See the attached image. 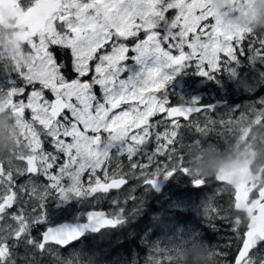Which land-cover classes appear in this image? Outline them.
<instances>
[{
  "label": "snow or ice",
  "instance_id": "1",
  "mask_svg": "<svg viewBox=\"0 0 264 264\" xmlns=\"http://www.w3.org/2000/svg\"><path fill=\"white\" fill-rule=\"evenodd\" d=\"M210 4L211 0H34L25 9L19 0H0V7L19 20L16 38L25 41L47 69L39 76L31 70H0L24 82L22 87L15 79L0 82V112L7 110L14 117L17 144L26 148L14 160L20 164L0 160V264H17L15 249L21 246L26 253L23 264H38L28 258L34 251L50 252L51 245L67 246L89 232L123 225L137 211L123 206L137 200L133 186L123 201L111 200L113 212L94 210L79 227H47L37 240L31 226L46 224L44 209L53 196L66 200L69 194H107L131 180L155 188L160 177L168 179L177 172L190 176L179 130L190 127L207 135L217 124L227 129L232 121L195 120L194 114L207 110L195 101L174 106L167 85L191 65L199 75L214 79L216 73L231 71L249 51L253 59L264 58V35L225 25ZM170 10H175L172 17ZM141 32L144 38L134 45L122 42ZM53 46L70 54L75 78L62 73L64 66ZM129 53H135L142 71L125 78ZM28 86L33 87L25 97ZM157 115L161 119L153 120ZM180 118L186 123L182 125ZM45 143L53 150H46ZM122 158L127 159V171ZM26 174L46 182L29 179L17 185L15 177ZM192 180L198 187L208 183L204 178ZM231 195L232 207L243 205L250 216L243 228L231 221L241 247L231 261L221 256L226 264H264V258L250 255L264 242V182L241 185ZM213 209L221 217L222 209L215 204ZM61 264H73V258Z\"/></svg>",
  "mask_w": 264,
  "mask_h": 264
},
{
  "label": "rangeland",
  "instance_id": "2",
  "mask_svg": "<svg viewBox=\"0 0 264 264\" xmlns=\"http://www.w3.org/2000/svg\"><path fill=\"white\" fill-rule=\"evenodd\" d=\"M210 7L214 16L219 17L225 25L249 28L248 16L251 8L250 0H247L246 4H241L240 0H211ZM168 15L169 17L174 16L175 10H170ZM233 18H236L239 22L234 23ZM211 22L209 20V23ZM259 34L264 35V32H259ZM143 38L144 33L141 32L138 38H129V40L122 42H128L127 44L132 46L137 39ZM134 56L135 53H129V58L125 62L126 71L123 73L125 78L133 77L142 71V66L136 62ZM4 58H6L8 63L19 61L18 71L28 72L31 70L38 76L47 71L37 59L36 54L24 56L20 53H13L11 56H4ZM21 63L25 67H21ZM233 72L235 75H233ZM0 78V82L5 84L8 80H11L6 72ZM68 78L71 79L74 77ZM13 79H16V77ZM22 83L23 81L17 83V86L22 87ZM35 87L39 86L36 85ZM259 88L263 90L256 97L255 93L251 92ZM31 90L32 88L26 89L25 97L27 92ZM166 92L167 94L173 95V99L170 100V103L173 105H191L195 101L201 107L205 108L207 112L194 114V119L201 123L204 122L206 117H211L216 120L231 119L232 121L227 126V129L217 124L216 130L209 132L207 135H200L190 127H183L179 130L180 140L185 145L183 152L189 170L193 158L198 161L200 155L205 154L206 151L211 152L217 158L227 159L228 161L242 159L250 155L254 159L250 165L252 178L248 185L264 182V155L257 157L258 151L264 152V58L253 59L252 53L249 51L239 57L238 61L231 66V71L216 73L214 79L199 75L197 67L191 65L174 75L172 82L167 85ZM28 116L29 114L26 112V118ZM159 119H161L160 115L153 118V120ZM0 121H3L5 125L0 127V131L3 132V140L8 143L7 145L4 142L2 145L0 160L14 161L18 155L26 151V148L23 144H17L18 129L11 113L7 110L0 112ZM181 123L183 125L186 121L181 120ZM208 139L212 140L216 145ZM221 145L223 146V151H219ZM47 146L51 147L50 144L45 143L44 147L46 150H53L52 147V150L46 148ZM21 149H23V152H21ZM3 150L4 152H2ZM5 150L7 153H5ZM224 154L226 155L223 156ZM122 160L124 170L127 171V159L124 158ZM160 160L163 162V158H160ZM14 163L20 164L21 162L14 161ZM150 170L154 171L155 169L152 168ZM209 174L210 179L208 180ZM214 175L215 173L202 175L190 171V176L182 172H177L168 179L160 177L158 180H162L164 186L159 189L156 195L148 194L146 190L141 188L143 186L142 182L136 180H131L126 188H122L124 190L121 189L120 194L124 197L127 190L135 186L136 191L134 195L137 197V200L134 201L135 206L138 209H145L146 212H149L148 218L152 224L140 240V247H144L142 249L147 253L144 256V260V254L137 251L139 255L134 253L130 259V264H196L193 254L197 252L204 255L205 264H226L225 258L229 261L228 256L231 253L234 256L240 240L237 232L233 231L234 225L231 221L235 220L238 222V226L241 227L242 224L244 227L250 213L245 208L238 210L232 208L230 188L227 189L223 184L217 182ZM192 177L204 178L208 180V183L205 186L198 187L193 183ZM15 179L17 185L26 184L29 179L36 180L35 177H30L27 174L24 176H16ZM36 182L45 183L46 181L41 177ZM214 182L216 184L212 185ZM145 187L154 191L151 186ZM169 187L171 188L168 192H172L173 197L158 200L156 206L161 207L164 203L168 205L170 202L172 205H177L178 209H175L173 214L169 215L171 217L168 219H165L164 216L157 215L158 221H154L149 216H155L157 210L154 208L152 212L150 209L154 206L156 199L163 197L165 189ZM184 187L186 189L183 194H181L182 191L177 192ZM190 192L195 194V196H190L188 194ZM222 192L226 193L227 196L222 194ZM175 193L178 194L176 197H174ZM113 195L97 194L95 197L89 199L85 195L76 197L69 194L66 200H61L57 196H53L47 200L45 205L46 224L32 225L31 235L35 239L40 240V233L46 227L60 221L72 222L80 220L83 217L84 211L90 208L99 207L102 209L110 205V208L106 212H113L115 210L111 204V196ZM252 195L254 193L250 194V198ZM209 196L213 198H209ZM98 197H104V199L101 200ZM24 199L27 200V197L25 196ZM107 199H109L110 203L105 205ZM141 201L143 204H141ZM129 202L123 205L126 210ZM213 204L222 209L221 216L230 218H221L219 223L214 221L211 225L209 223L207 224L208 226L212 228L215 226L216 229H205L203 231L204 225H206L204 219L210 217L213 219L214 214L212 213H215ZM15 207L18 208L19 205ZM24 208L28 213H31L29 204L25 203ZM204 232H206V236H209L208 238L204 236ZM109 233V230H103L99 233V236L94 237V241H96L94 242L95 249L90 247L92 240H81L78 243L64 248L51 245L50 252L41 254L38 251H34L28 258L37 261L38 264H61L67 258H73V264H116L119 262L116 261L118 258L116 255H110L109 247L105 245L97 246L100 244L99 240L101 242L105 241V238H99ZM221 233H226V238L225 236L222 237ZM193 234H195L194 237ZM84 243H86V246ZM215 245L221 246L222 250L220 251L225 254V258L219 255L220 251L215 253L209 252V249ZM92 249L93 252H90ZM15 252L17 264H23L22 258L26 255L25 248L23 246L18 247L15 249ZM250 255L254 260L264 258V243H261ZM104 260L107 261L105 262Z\"/></svg>",
  "mask_w": 264,
  "mask_h": 264
},
{
  "label": "flooded vegetation",
  "instance_id": "3",
  "mask_svg": "<svg viewBox=\"0 0 264 264\" xmlns=\"http://www.w3.org/2000/svg\"><path fill=\"white\" fill-rule=\"evenodd\" d=\"M19 3H20V5H21V7L22 8H25L26 9V7H28V6H32L33 4H34V0H19ZM19 23V20H18V18H17V16H16V14L14 13V12H12V11H10L8 8H6V7H0V70H2V67H4L6 70L7 69H9V68H14V69H16V70H18V65H19V61H16V62H12V63H8V61L6 60V58H4V56H11L13 53L15 54V53H20L21 55H24V56H26V55H28V54H36L35 52H33V51H31L30 49H29V47H28V45L26 44V42L25 41H23V40H20V39H17L16 38V36H15V33H16V31H17V28H16V25ZM52 51H53V53H54V55L56 56V58H57V61H58V63H60V64H62L64 67L62 68V73L68 78V77H70V74H71V72H70V69H69V67H68V64H67V50H65V49H63V48H61V47H58V46H53V48L51 49ZM63 55V56H62ZM21 67H25L22 63H21V65H20ZM4 73L5 72H2V73H0V76H3L4 75ZM7 73V72H6ZM3 74V75H2ZM7 76L9 77V78H11V79H13L14 77H16V82L17 83H19V82H21L22 80H20L19 78H17V76H15L14 74H11V75H9L8 73H7ZM1 79V78H0ZM22 86H24V82L22 83ZM27 88H32V86H28ZM256 92V93H255ZM260 92L262 93V89L261 88H259V89H257L256 91H253V92H251V93H255V96L256 97H258V94L260 95ZM250 94V93H249ZM221 103H222V101H221ZM4 138H3V132L2 131H0V141H2V142H0V152H1V149H2V145H3V143L4 142H6L5 140H3ZM211 143H213V144H215L212 140H210V139H208ZM6 144L8 145V143L6 142ZM216 145V144H215ZM46 148H48V149H50V150H52L51 149V147L50 146H47ZM219 151H223V146L221 145V147H220V149H219ZM2 152H4V150L2 151ZM5 153H7V151L5 150ZM211 153V152H210ZM226 154H224L223 156H225ZM122 159H124V158H122ZM208 180L210 179V174L208 175V178H207ZM158 183H159V187H158V190L157 191H151V190H149L148 188H146L144 185L143 186H141V188L142 189H144V190H146L147 191V193L148 194H151V195H156L157 194V192L159 191V189L162 187V186H164V183H163V181L162 180H158L157 181ZM210 184V183H209ZM216 183L214 182L212 185H215ZM211 185V184H210ZM127 186V185H126ZM125 186V187H126ZM171 187H169V188H166L165 189V193H164V195H163V197H159V198H157L156 199V201H155V203H154V206L153 207H151L152 209H150V211H152L153 210V208H155L156 210H157V213H156V215L155 216H149L150 218H152L154 221H158V219H157V215H161V216H164L165 217V219H168L169 217H171V216H169V215H172L173 214V211L175 210V209H178V206L177 205H172L170 202L168 203V205H166L165 203H164V205H162L161 207H157L156 206V204H157V202H158V200H160V199H162V198H171V197H173L172 196V192L171 193H169L168 191H169V189H170ZM208 188H211V187H208ZM186 188L184 187V188H182L181 190H178L177 192H181V194H183L185 191ZM122 190H124V189H122ZM121 190V191H122ZM206 190L208 191V189H207V187H206ZM121 191H119L118 193H113V194H111V195H113V196H111L112 197V199L113 198H120L121 200H124V197H123V195H121L120 194V192ZM212 192V191H211ZM169 194H171L170 196H168ZM191 192L189 193V195L191 196ZM222 194H224V195H226V193H224V192H222ZM178 194L177 193H175L174 194V197H176ZM192 195H194L195 196V194H192ZM115 196V197H114ZM227 196V195H226ZM95 197V196H94ZM110 197V196H109ZM110 202H109V199H107L106 200V202H105V205H107V204H109ZM130 204V206H127L128 208H127V210H131V209H133L134 208V206H135V203H134V201H130L129 203H128V205ZM141 204H143V202L141 201ZM108 208H110V205L108 206V207H105V208H102V210H104V211H107V209ZM135 208L136 209H138V207H136L135 206ZM144 210V211H143ZM139 209V211L137 210L136 211V213L137 214H134V215H132V217H130L127 221H126V223L125 224H123V226L124 227H122V228H119L118 230H116L115 231V234H117V236L119 237V243H121V244H123V240H124V237H125V234H124V231H123V229L124 228H126L127 226H130V225H135V226H137V228H138V230H139V228L141 227V225H142V221L143 222H145V224H146V227L143 229V233H141L140 235H137L136 236V241H135V245L136 246H134V245H132V247L127 251V252H125V251H123V253H124V255H125V260H130L132 257H133V255H134V253H136V251H140L141 253H143L144 255H143V260H144V256H145V254H147L146 253V251L145 250H143L144 249V247H140V240H141V238H142V236L145 234V232L147 231V230H149L150 229V227L152 226V224H151V221H150V219L148 218V214H147V212H146V210L145 209ZM141 211V212H140ZM153 212V211H152ZM147 214V215H146ZM143 215V216H142ZM138 218V220H137V218ZM146 218H147V220L149 221H147L146 220ZM133 219V220H132ZM136 219V220H135ZM145 220V221H144ZM133 221V222H132ZM135 221V222H134ZM147 221V222H146ZM134 223V224H133ZM136 223H139L138 225L136 224ZM148 224H150L149 226H148ZM211 224H213V223H210V225ZM207 226V227H206ZM205 227H204V230L206 229V230H210V227L211 226H208V225H206ZM241 227H242V224H241ZM211 229H213V230H215L216 229V227L214 228V226H213V228L211 227ZM203 230V231H204ZM203 233V232H202ZM222 234V237H224L225 236V238H226V233H221ZM113 235V233H111V234H109V235H107L108 237H111ZM204 236L206 237V238H208L209 236H206L205 235V232H204ZM98 241V240H97ZM96 242V241H95ZM99 242H100V240H99ZM100 244H101V242H100ZM100 244H98L97 246H100ZM107 244V243H106ZM220 249H219V248ZM95 248H96V246H95ZM221 250V246L219 245V246H214V248H211V249H209V252H217V251H220ZM254 250V249H253ZM252 250V251H253ZM148 252V251H147ZM220 253H223L222 251H220L219 252V255H221ZM137 254V253H136ZM232 254L233 253H231L230 254V256H228V259L229 260H232V258H233V256H232ZM132 255V256H131ZM137 255H139V254H137Z\"/></svg>",
  "mask_w": 264,
  "mask_h": 264
},
{
  "label": "clouds",
  "instance_id": "4",
  "mask_svg": "<svg viewBox=\"0 0 264 264\" xmlns=\"http://www.w3.org/2000/svg\"><path fill=\"white\" fill-rule=\"evenodd\" d=\"M251 8L249 10L248 16V26L252 28L253 32H264V0H250ZM234 23L239 21L236 18H233ZM5 126L3 121H0V127ZM2 142V141H0ZM23 152V149H21ZM264 155V152H257V157ZM254 158L250 155L245 157V160L252 161ZM243 162V161H242ZM222 163H233V161H228L227 159H221L215 157L210 152H205V154L200 155L199 160L193 158L190 171L202 175L208 173H215L219 171V168ZM236 179H239L238 177ZM196 260V264H205L204 255L202 253L193 254Z\"/></svg>",
  "mask_w": 264,
  "mask_h": 264
},
{
  "label": "water",
  "instance_id": "5",
  "mask_svg": "<svg viewBox=\"0 0 264 264\" xmlns=\"http://www.w3.org/2000/svg\"><path fill=\"white\" fill-rule=\"evenodd\" d=\"M188 106V105H185ZM210 107V105H209ZM243 161V162H242ZM249 161L245 159H240L237 161H233V163H223L221 164L219 171L215 173V178L219 181H222L226 184L231 185L232 189H236L237 187L246 184L250 180V172L248 169ZM239 179H236V178ZM88 197L91 195H87ZM243 205H240L238 209L242 208ZM94 210H87L84 213V221L83 222H61L50 226L49 228H59L62 226L79 227L88 222V214ZM249 220V218H248ZM248 222V221H247ZM46 230V228L41 232V234ZM73 242V241H72ZM71 243V242H70ZM241 247V246H240Z\"/></svg>",
  "mask_w": 264,
  "mask_h": 264
},
{
  "label": "trees",
  "instance_id": "6",
  "mask_svg": "<svg viewBox=\"0 0 264 264\" xmlns=\"http://www.w3.org/2000/svg\"><path fill=\"white\" fill-rule=\"evenodd\" d=\"M248 30H251L253 32L251 27H249ZM255 33L257 35H260L259 32H255ZM168 96L170 98H173L172 94H168ZM229 218L230 217H228V219ZM136 224L138 225L139 223H136ZM145 227H146V224L143 221H142V225L139 228V230H138L137 226H135V225L127 226L126 228L123 229L124 234H125V237H124V240H123L124 241L123 244L119 243V241H120L119 237L117 236V234H115V232H113V235L111 237H108V236L105 237V241L104 242L100 241L101 242L100 246L101 245H105V246L109 247L110 255H116L117 258H118L116 261H119V262H117L116 264H125V263L130 264L129 262L131 260H125V258H124L125 255H124L123 251L127 252L132 247V245L136 246L135 245L136 244L135 243L136 236L140 235L141 233H143V229ZM89 240H92V243L90 244V247H93L95 249V246H94V242L95 241H94V239H88V241ZM86 243H84L85 246H86ZM90 252H93V249ZM104 261L106 262L107 260H104ZM113 261L116 262L115 259H113ZM229 261H231V260H229Z\"/></svg>",
  "mask_w": 264,
  "mask_h": 264
},
{
  "label": "bare ground",
  "instance_id": "7",
  "mask_svg": "<svg viewBox=\"0 0 264 264\" xmlns=\"http://www.w3.org/2000/svg\"><path fill=\"white\" fill-rule=\"evenodd\" d=\"M263 90V89H262ZM256 93V92H255ZM260 94H261V92H260ZM264 131V130H263ZM189 194V193H188ZM192 195V194H191ZM142 199V198H141ZM139 205V204H138ZM128 206H130V204L128 205ZM146 206V205H145ZM134 208H135V206H134ZM152 209V208H151ZM154 209V208H153ZM138 211H139V209H137ZM143 210V209H142ZM144 211V210H143ZM141 212V211H140ZM148 213V215H149V212H147ZM135 214H137V213H135ZM147 215V214H146ZM143 216V215H142ZM132 217V216H131ZM191 217V216H190ZM137 218V217H136ZM200 218V217H199ZM133 220V219H132ZM136 220V219H135ZM137 220H138V218H137ZM146 220H147V218H146ZM186 221H187V219H186ZM193 221V220H192ZM133 222V221H132ZM135 222V221H134ZM134 224V223H133ZM194 224V223H193ZM196 224V223H195ZM150 224H148V226H149ZM200 226V225H199ZM207 227V226H206ZM199 228V227H198ZM214 228H215V226H214ZM130 229V228H129ZM210 229H211V227H210ZM204 230V229H203ZM212 230V229H211ZM207 232V231H206ZM205 232V233H206ZM214 232V231H213ZM212 232V233H213ZM211 233V232H210ZM218 233V232H217ZM213 235V234H212ZM203 236V235H202ZM210 236H211V234H210ZM214 243V242H213ZM141 244V243H140ZM216 246V245H215ZM217 246H219V245H217ZM214 248V247H213ZM219 248V247H218ZM220 249V248H219ZM222 250V249H221ZM136 253H137V251H136ZM221 254V253H220ZM228 255V254H227ZM132 256V255H131Z\"/></svg>",
  "mask_w": 264,
  "mask_h": 264
}]
</instances>
